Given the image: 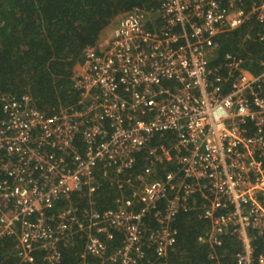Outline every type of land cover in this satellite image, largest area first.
Returning <instances> with one entry per match:
<instances>
[{
  "label": "built area",
  "instance_id": "built-area-1",
  "mask_svg": "<svg viewBox=\"0 0 264 264\" xmlns=\"http://www.w3.org/2000/svg\"><path fill=\"white\" fill-rule=\"evenodd\" d=\"M158 13L136 7L105 46L85 49L76 108L50 115L31 95L1 97L0 242L15 238L22 263L41 253L40 264H63L80 238L78 264H168L178 213L201 209L200 242L218 264H264V61L259 73L237 53L212 61L222 35L252 20L264 41V0L249 11L243 0H162ZM101 170L121 191L104 210ZM81 193L82 208L71 201ZM229 236L240 243L231 263Z\"/></svg>",
  "mask_w": 264,
  "mask_h": 264
},
{
  "label": "trees",
  "instance_id": "trees-1",
  "mask_svg": "<svg viewBox=\"0 0 264 264\" xmlns=\"http://www.w3.org/2000/svg\"><path fill=\"white\" fill-rule=\"evenodd\" d=\"M252 1L243 0L247 11ZM161 3L162 0H0V113L1 97L7 94L31 95L35 105L50 115L76 108L83 92L75 83L88 73L85 49L97 47L107 28L136 7L160 19ZM155 25L154 21L150 22L151 27ZM259 29L252 20L222 35L220 49L212 61L217 64L227 52L237 53L245 59L248 70L259 73L264 61V41L258 39ZM145 162L146 152L142 151L131 172H141ZM164 174L161 170L159 177ZM99 177L101 187L94 194L97 209L115 207L121 194L115 182L117 176L111 171L104 175L101 170ZM127 195L130 192H126ZM71 201L81 208L88 203L85 193L73 194ZM66 205L67 201L62 200L58 207ZM200 214L201 209L178 213L174 222L177 243L169 252L168 264H218L209 246L200 242L209 227V222ZM121 240L122 235L116 234L114 241L109 242L110 251L119 246ZM15 244V238L10 237L0 242V264H30L20 261ZM226 245L230 252L227 259L231 263L240 243L229 236ZM256 245V253L264 251L260 239ZM84 250L85 239L80 238L63 247V264L80 263ZM36 259L35 264H40L42 254L38 253ZM151 260L158 264L156 255H151ZM143 264L148 262L145 260Z\"/></svg>",
  "mask_w": 264,
  "mask_h": 264
},
{
  "label": "rangeland",
  "instance_id": "rangeland-1",
  "mask_svg": "<svg viewBox=\"0 0 264 264\" xmlns=\"http://www.w3.org/2000/svg\"><path fill=\"white\" fill-rule=\"evenodd\" d=\"M151 18H154V17H151ZM119 19H120V17L109 28H107V30L105 31L103 38H102L101 42L99 43V45L105 46V44H107V42L111 39V37L113 35V31H114Z\"/></svg>",
  "mask_w": 264,
  "mask_h": 264
}]
</instances>
